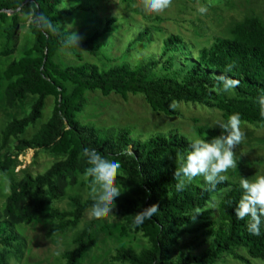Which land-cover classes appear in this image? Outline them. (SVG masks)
Wrapping results in <instances>:
<instances>
[{
	"label": "trees",
	"instance_id": "1",
	"mask_svg": "<svg viewBox=\"0 0 264 264\" xmlns=\"http://www.w3.org/2000/svg\"><path fill=\"white\" fill-rule=\"evenodd\" d=\"M35 6L56 30L29 25L31 46L0 72V89L5 83L2 102L7 109L21 107L27 97L33 98L29 111L12 117L0 133V174L9 188L0 207V264L21 263L27 242L18 228L36 223L41 215L51 223L48 238L75 232L74 248L65 251L58 264L84 262L87 251L95 245L97 231L107 230L102 217L94 216L78 230L93 203L90 197L83 199L71 193L79 184L77 175L87 166L82 158L85 147L121 161L117 180L124 192L116 198L113 209L123 224L117 232L121 237L138 236L147 244L139 251L121 245L110 257L113 264H217L225 256L241 264H252L253 260L264 263V228L261 235H253L247 227L249 218L240 220L235 215L242 195L239 183L225 179L211 190L203 180L197 184L192 181L177 190L175 171L189 150L185 135L171 130L142 141L134 139L127 129H103L78 120L87 104L86 94L99 92L104 97L115 94L123 99L140 95L153 112L168 117L181 116L174 103H190L221 112L222 124L229 114L239 113L241 124L263 126L257 97L264 93V21L252 15L233 23L228 37L214 38L210 47L196 48L182 37L170 35L149 62L100 71L88 63L65 65L60 54L82 51L98 55L97 41L111 31L117 17H107L102 32L75 46L62 22L76 11L87 12L85 4L65 8L61 0H0L1 57L10 56L15 49L19 14ZM133 33L126 53L137 43H153L148 27ZM232 64V71H226ZM221 75L238 80L239 86L230 94L218 93L214 89ZM47 98L54 100L50 118L30 138H23L41 119ZM195 130L202 137L206 133L209 141L223 133L222 128ZM27 150L61 158L43 173L22 171L18 178L14 173L17 160ZM65 199L68 208L60 210L56 205ZM154 204L159 210L155 215L133 223V215ZM185 236L194 242L200 240L187 248L189 251L204 249L198 254L180 252Z\"/></svg>",
	"mask_w": 264,
	"mask_h": 264
},
{
	"label": "rangeland",
	"instance_id": "2",
	"mask_svg": "<svg viewBox=\"0 0 264 264\" xmlns=\"http://www.w3.org/2000/svg\"><path fill=\"white\" fill-rule=\"evenodd\" d=\"M62 6L70 8L75 5L85 4L87 12L76 11L71 16L63 19L62 26L71 35L75 34L78 41H84L96 32H102L105 28L107 17H117L118 22L111 27L109 33H105L97 41L100 47L98 55L77 51H61L60 59L65 65H78L88 63L96 66L100 71L108 70L114 66L130 64L138 66L145 64L155 57L160 51L162 41L170 35H178L192 43L196 48L211 46L214 38L228 37V30L233 23L242 21L246 17L256 15L264 21V0H172L169 8L161 12H152L145 6L144 0H61ZM206 5L208 11L201 15L198 8ZM19 14L18 32L15 37V49L13 53L4 58L1 57L4 37L0 35V72L5 67L17 61L25 47H30L32 37L29 25L24 20V12ZM11 15V14H9ZM148 27L152 33L153 43H137L126 53L128 42L132 41L133 30ZM137 31V30H136ZM211 44V45H210ZM77 54L80 58L77 57ZM138 57V61L137 60ZM0 89V133L4 125L12 117H21L29 111L32 97H27L21 107L7 109L2 102L3 87ZM87 104L78 120L83 124L94 125L99 128L127 129L134 139L142 141L159 133L176 131L185 135L189 141L196 127H208L221 129V112L201 105L190 103H174V108L181 116H165L159 112H153L145 99L140 95H128L123 99L119 95L112 94L104 97L99 92L86 94ZM54 106L53 98H47L41 119L35 127H30L23 138H30L39 128L46 123L51 116ZM240 130L244 139L240 145H236L233 151L236 155L237 167L224 173L226 179L239 183L240 177L250 180L256 175L264 174V125L240 124ZM5 152L2 153L4 155ZM61 157L43 151L27 150L18 157L14 173L16 177L22 176V171L33 174L45 172L55 160ZM2 160V158H0ZM78 186L73 189L83 199L89 198L87 182L82 174L77 175ZM203 180L197 177L195 184ZM9 193L6 178L0 174V207H3L5 197ZM60 210L68 208L67 199L56 205ZM50 208L48 207L47 211ZM93 218L92 212L88 211L78 230ZM102 223L106 231H97L95 245L87 251L86 259L82 264H113L110 257L121 245L136 251L146 247L144 239L133 235L121 237L119 232L122 219L115 214L102 217ZM51 223L44 215H41L36 223L18 228L27 242L25 255L20 264H58L62 254L74 248L71 231L64 236L48 238L46 233ZM194 242L189 236L182 238L180 252L198 254L202 248H187L199 243ZM185 246V247H184ZM246 257L244 252H240ZM224 256H222L223 258ZM217 264H241L231 257L225 256ZM252 264H264L261 260H253Z\"/></svg>",
	"mask_w": 264,
	"mask_h": 264
},
{
	"label": "clouds",
	"instance_id": "3",
	"mask_svg": "<svg viewBox=\"0 0 264 264\" xmlns=\"http://www.w3.org/2000/svg\"><path fill=\"white\" fill-rule=\"evenodd\" d=\"M144 3L148 10L161 12L170 7L172 0H144ZM197 10L203 15L208 11V7L202 4ZM24 20L37 28H47L53 32L56 30L43 12L38 11L37 6L24 12ZM70 40L77 45L78 37L75 34L70 36ZM234 66L228 65L226 71L231 72ZM238 86V80L221 75L214 90L230 94ZM257 102L261 114L264 115V93L257 97ZM240 124L239 113H232L228 115L225 123L220 124L223 129L220 136L209 141L206 139V133L203 137L198 133L193 134L189 141V150L180 158L179 167L175 171L178 191L183 190L197 177H201L211 190L216 189L217 185L226 179L224 173L237 167L233 148L240 145L244 139ZM82 158L87 165L82 178L87 182L88 194L93 201L91 212L94 218L100 219L112 214L116 198L124 192L117 180L122 164L118 158L101 154L88 147L83 149ZM239 186L242 195L235 207V215L240 220L248 217V230L251 234L259 236L264 228V174L256 175L253 180L240 177ZM158 211V205L154 204L133 215V223L140 224Z\"/></svg>",
	"mask_w": 264,
	"mask_h": 264
}]
</instances>
